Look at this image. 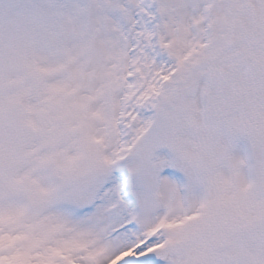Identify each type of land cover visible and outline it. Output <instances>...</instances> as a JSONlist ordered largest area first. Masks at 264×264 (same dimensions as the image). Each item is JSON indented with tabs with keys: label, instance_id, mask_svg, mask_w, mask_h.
I'll list each match as a JSON object with an SVG mask.
<instances>
[{
	"label": "snow or ice",
	"instance_id": "6c2138e0",
	"mask_svg": "<svg viewBox=\"0 0 264 264\" xmlns=\"http://www.w3.org/2000/svg\"><path fill=\"white\" fill-rule=\"evenodd\" d=\"M0 264H264V0H0Z\"/></svg>",
	"mask_w": 264,
	"mask_h": 264
}]
</instances>
